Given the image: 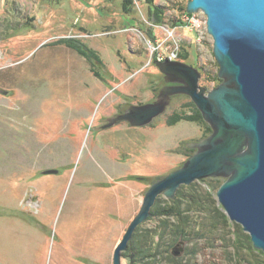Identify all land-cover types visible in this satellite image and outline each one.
<instances>
[{
	"label": "rangeland",
	"instance_id": "374dc122",
	"mask_svg": "<svg viewBox=\"0 0 264 264\" xmlns=\"http://www.w3.org/2000/svg\"><path fill=\"white\" fill-rule=\"evenodd\" d=\"M124 1L0 0L4 264H114L147 191L182 167L197 150L193 144L213 131L203 114L211 133L190 120L171 124L174 116L193 112L195 102L186 93L171 95L147 124L121 119L106 126L177 84L167 80L158 61L199 68V83L208 89L222 81L204 11L188 12L189 0H126L128 10ZM214 72L218 80H212ZM203 179L205 186L227 178L193 182ZM218 189L214 196L226 213ZM177 191L158 194L152 209ZM152 209L138 226L155 223ZM229 229H216L210 239L179 238L171 251L196 264H237L230 240L220 237H233ZM121 263L130 264L123 256Z\"/></svg>",
	"mask_w": 264,
	"mask_h": 264
},
{
	"label": "water",
	"instance_id": "95a60500",
	"mask_svg": "<svg viewBox=\"0 0 264 264\" xmlns=\"http://www.w3.org/2000/svg\"><path fill=\"white\" fill-rule=\"evenodd\" d=\"M200 10L214 38L221 83L208 89L199 83V68L177 60L158 61L167 80L177 84L165 86L156 102L132 105L106 124L121 119L147 124L165 110L171 95L186 93L213 129L193 144L197 150L182 167L147 191L115 250L114 264H122L123 252L137 226L150 216L158 194L174 196L181 184L210 176L227 178L217 191L218 200L264 251V0H189L188 12Z\"/></svg>",
	"mask_w": 264,
	"mask_h": 264
},
{
	"label": "trees",
	"instance_id": "16d2710c",
	"mask_svg": "<svg viewBox=\"0 0 264 264\" xmlns=\"http://www.w3.org/2000/svg\"><path fill=\"white\" fill-rule=\"evenodd\" d=\"M123 3L124 9L128 10L127 1ZM211 75L212 80L219 79L216 72ZM191 106L194 108L192 113L174 116L171 124L183 119L190 120L204 124L206 131L211 133V126L204 121L197 106L193 102ZM203 181L206 179L195 181L190 185H182L172 199L160 197L157 200L151 217L157 220L152 226L143 224L138 226L129 241L128 248L123 252V257L128 259L130 264H196L192 257L175 256L171 247L179 238L191 240L205 237L210 239L215 236V233L217 234L216 229L224 230L228 226L231 227L229 232H232L233 237L229 235L227 238L226 235L219 233L218 235L222 241L230 240L228 246L236 263L264 264V259L261 258L264 257V251L256 250L250 235L244 232L239 223H230L228 215L217 204L214 189L215 187L218 189L221 184H214V186L213 183L207 182L204 186ZM245 252L253 253L254 257L247 258Z\"/></svg>",
	"mask_w": 264,
	"mask_h": 264
}]
</instances>
